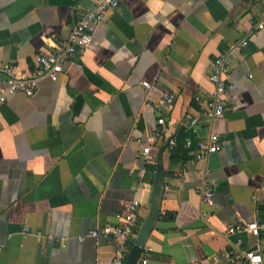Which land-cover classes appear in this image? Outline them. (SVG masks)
<instances>
[{
	"label": "crops",
	"instance_id": "crops-1",
	"mask_svg": "<svg viewBox=\"0 0 264 264\" xmlns=\"http://www.w3.org/2000/svg\"><path fill=\"white\" fill-rule=\"evenodd\" d=\"M94 5L0 0V67L31 73L35 56L67 40ZM262 22L264 0H120L57 82L42 79L32 97L10 95L0 107V264H108L115 243L91 232L140 200L131 249L160 161L161 217L138 264H228L240 239L264 264V235L226 236L230 226L264 221ZM223 54L226 112L212 121L200 101L215 90L210 69ZM6 78L0 72V87ZM170 94L173 105L160 106ZM212 133L222 150L197 161L199 142ZM206 182L215 187L212 204L203 202Z\"/></svg>",
	"mask_w": 264,
	"mask_h": 264
},
{
	"label": "built area",
	"instance_id": "built-area-1",
	"mask_svg": "<svg viewBox=\"0 0 264 264\" xmlns=\"http://www.w3.org/2000/svg\"><path fill=\"white\" fill-rule=\"evenodd\" d=\"M120 5V0H95L94 7L87 11L79 22L75 23L67 40L57 43L53 40L49 44V50L35 56L37 67L29 74H18L13 66L5 65L0 67V72L6 75L4 85L0 87V107L3 106L10 95L22 93L28 97L34 96L42 79L49 78L57 82L64 73L66 66L70 64L77 55L83 54L93 43L98 27L105 20L108 12L116 10ZM259 29L264 28V22L258 25ZM55 36H52L54 39ZM246 45V40L235 45L233 50H239ZM228 54H223L211 65L210 80L215 86L214 92L206 100H201L200 105L205 108L206 116L212 121L221 120L225 116L226 105L224 96L229 91L227 64ZM148 89L152 85L144 83ZM175 94L165 96L159 105L170 108L175 102ZM187 126L195 127L197 119L191 115L186 116ZM160 125H165V119H159ZM177 138L168 141V148L173 150L177 146ZM223 148V142L217 133H212L206 139H202L198 144L196 152L197 161H205ZM151 147H143L142 155L148 157ZM202 198L205 204H212L216 191L213 184L206 182L202 188ZM140 200H133L124 206L122 213L117 215L116 224H108L101 229L91 232L95 238H108L115 243V257L108 264H125L130 251V243L136 234V230L141 225ZM206 221H210L208 213L203 214ZM249 234L256 237L264 235V221H250L230 226L226 231V236L231 237L237 234ZM24 234L30 235L29 229L24 230ZM84 240V238H82ZM2 246H0L1 251ZM228 264H263V257L260 252L252 249H244L243 241L240 239L234 244V250L227 253ZM147 261H143L146 264Z\"/></svg>",
	"mask_w": 264,
	"mask_h": 264
},
{
	"label": "water",
	"instance_id": "water-1",
	"mask_svg": "<svg viewBox=\"0 0 264 264\" xmlns=\"http://www.w3.org/2000/svg\"><path fill=\"white\" fill-rule=\"evenodd\" d=\"M165 191L166 170L164 163L160 161L157 165V171L151 186L149 215L140 228L135 242L128 253L125 264H138L142 258L147 241L161 217Z\"/></svg>",
	"mask_w": 264,
	"mask_h": 264
}]
</instances>
